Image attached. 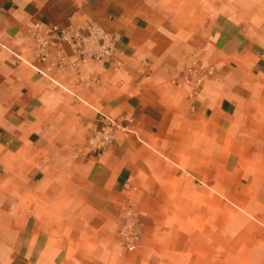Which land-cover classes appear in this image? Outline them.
Listing matches in <instances>:
<instances>
[{
  "label": "crops",
  "instance_id": "0c3cea01",
  "mask_svg": "<svg viewBox=\"0 0 264 264\" xmlns=\"http://www.w3.org/2000/svg\"><path fill=\"white\" fill-rule=\"evenodd\" d=\"M90 21L113 61L64 39ZM194 60L211 71L191 95ZM106 118L128 129L89 150ZM262 127L264 0H0V264H213L215 223L166 210L211 213L264 178Z\"/></svg>",
  "mask_w": 264,
  "mask_h": 264
},
{
  "label": "rangeland",
  "instance_id": "374dc122",
  "mask_svg": "<svg viewBox=\"0 0 264 264\" xmlns=\"http://www.w3.org/2000/svg\"><path fill=\"white\" fill-rule=\"evenodd\" d=\"M257 134V145L253 146L255 151L264 154V127L255 130ZM259 154V153H257ZM259 162L261 164H259ZM255 162L259 168L264 167V161ZM236 180L237 178H231ZM261 177H253L254 186L248 191L240 193L235 192L233 199L225 201L226 204L222 207L216 198L211 206L212 212L207 210L196 209H172L166 210L168 212H175L180 214L191 222H198L197 232L208 233L209 228L202 226L201 222H205L206 217L210 219L213 224L212 235L210 238V245L214 244V248L207 249L214 259L213 264H264V207L260 201L264 197V184H260ZM246 180H244L245 182ZM242 186V184H241ZM247 205L249 207H243ZM191 218V220H190ZM195 248L199 241L192 240ZM201 243H205L202 241ZM199 249V248H198ZM205 251L201 249V251ZM223 250V251H222ZM197 250H195L194 254ZM219 251V253H218ZM224 255V263H220L221 255ZM219 255V257H218ZM198 256L196 259H199ZM200 264V260L198 261Z\"/></svg>",
  "mask_w": 264,
  "mask_h": 264
},
{
  "label": "built area",
  "instance_id": "2783aa9c",
  "mask_svg": "<svg viewBox=\"0 0 264 264\" xmlns=\"http://www.w3.org/2000/svg\"><path fill=\"white\" fill-rule=\"evenodd\" d=\"M64 39L80 58L113 61L116 48L114 36L95 21L88 22L83 29H74L65 33ZM47 45V40H41L42 49L39 52L41 60H44L47 56ZM210 71L211 67L203 66L194 60L180 72V77L188 84L191 95L202 87L204 76ZM117 129L126 131L128 127L116 119H104L99 127L87 138L86 147L89 150L101 151L112 143L113 134ZM139 235V222L135 215L130 214L119 226L117 244L127 251H132L136 248Z\"/></svg>",
  "mask_w": 264,
  "mask_h": 264
}]
</instances>
